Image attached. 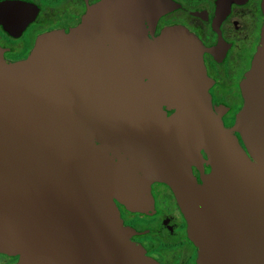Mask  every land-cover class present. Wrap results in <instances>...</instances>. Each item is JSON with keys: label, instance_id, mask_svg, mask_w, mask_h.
<instances>
[{"label": "water", "instance_id": "water-1", "mask_svg": "<svg viewBox=\"0 0 264 264\" xmlns=\"http://www.w3.org/2000/svg\"><path fill=\"white\" fill-rule=\"evenodd\" d=\"M157 5L102 0L24 61L0 59V253L17 264H158L114 214H150L154 183L198 264H264V24L227 129L198 39L148 37Z\"/></svg>", "mask_w": 264, "mask_h": 264}, {"label": "flooded vegetation", "instance_id": "flooded-vegetation-1", "mask_svg": "<svg viewBox=\"0 0 264 264\" xmlns=\"http://www.w3.org/2000/svg\"><path fill=\"white\" fill-rule=\"evenodd\" d=\"M101 1L0 0V59L9 64L24 61L41 36L70 31ZM139 1L162 5L156 21L146 26L149 38L166 29H184L201 43L212 105L223 126L233 128L244 102L241 84L260 42L264 0ZM202 156L206 159L203 152ZM201 168L209 171L206 164ZM192 173L198 178L200 170L192 167ZM151 194L150 214L115 204L114 214L131 232V242L158 264H198V249L188 237L185 217L171 189L154 183ZM17 262L18 257L0 253V264Z\"/></svg>", "mask_w": 264, "mask_h": 264}]
</instances>
